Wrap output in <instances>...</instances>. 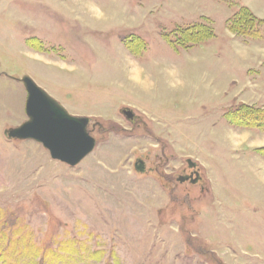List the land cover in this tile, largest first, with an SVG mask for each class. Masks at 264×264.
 <instances>
[{
  "label": "rangeland",
  "instance_id": "rangeland-1",
  "mask_svg": "<svg viewBox=\"0 0 264 264\" xmlns=\"http://www.w3.org/2000/svg\"><path fill=\"white\" fill-rule=\"evenodd\" d=\"M198 24L213 37L182 48ZM24 76L89 119L75 166L7 136ZM240 105L264 109V0H0L2 226L37 264H264V132L227 121Z\"/></svg>",
  "mask_w": 264,
  "mask_h": 264
},
{
  "label": "water",
  "instance_id": "water-1",
  "mask_svg": "<svg viewBox=\"0 0 264 264\" xmlns=\"http://www.w3.org/2000/svg\"><path fill=\"white\" fill-rule=\"evenodd\" d=\"M21 82L27 94L25 113L28 120L10 129L7 136L12 139L33 140L41 144L52 159L69 166L78 164L95 146L94 139L87 132L88 119L70 116L28 76H24ZM127 115L131 117L130 114ZM188 164L190 167L196 166L190 161ZM184 180L187 178L179 179L180 182Z\"/></svg>",
  "mask_w": 264,
  "mask_h": 264
},
{
  "label": "trees",
  "instance_id": "trees-1",
  "mask_svg": "<svg viewBox=\"0 0 264 264\" xmlns=\"http://www.w3.org/2000/svg\"><path fill=\"white\" fill-rule=\"evenodd\" d=\"M235 19L240 20L238 25L230 23V30L239 36L246 38H255L257 36L247 35L241 32L239 27L244 28L243 25L248 23L243 16L239 14ZM251 20L252 18H248ZM255 21L257 20L253 17ZM248 25V24H247ZM207 27L202 24L194 25L185 28L181 31L182 48H191L195 44H199L213 37V33L210 32ZM142 45V42H141ZM229 123L235 124L241 127H250L264 132V109L254 108L248 105H240L234 110H229L225 114ZM264 149H261L263 153ZM264 154V153H263ZM1 212V211H0ZM0 216V264H37L35 259L38 257V248L25 239V236L20 232H12L8 234L6 229L1 224Z\"/></svg>",
  "mask_w": 264,
  "mask_h": 264
},
{
  "label": "flooded vegetation",
  "instance_id": "flooded-vegetation-1",
  "mask_svg": "<svg viewBox=\"0 0 264 264\" xmlns=\"http://www.w3.org/2000/svg\"><path fill=\"white\" fill-rule=\"evenodd\" d=\"M196 171L197 172L199 171L198 167H195L194 169H190L188 173H184L180 177L187 178L186 182H192L193 180H195ZM199 181H200V179L197 182H199Z\"/></svg>",
  "mask_w": 264,
  "mask_h": 264
},
{
  "label": "crops",
  "instance_id": "crops-1",
  "mask_svg": "<svg viewBox=\"0 0 264 264\" xmlns=\"http://www.w3.org/2000/svg\"><path fill=\"white\" fill-rule=\"evenodd\" d=\"M262 149H264V148H262Z\"/></svg>",
  "mask_w": 264,
  "mask_h": 264
}]
</instances>
